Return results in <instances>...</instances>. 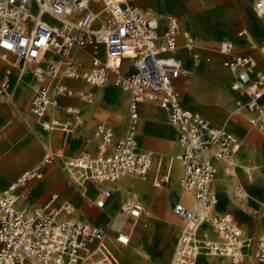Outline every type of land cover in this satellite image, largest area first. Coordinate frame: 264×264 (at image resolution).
<instances>
[{
	"label": "built area",
	"instance_id": "obj_1",
	"mask_svg": "<svg viewBox=\"0 0 264 264\" xmlns=\"http://www.w3.org/2000/svg\"><path fill=\"white\" fill-rule=\"evenodd\" d=\"M252 10L264 14V0H249ZM103 15V19H99ZM161 18L136 3V0H0V59L7 67L32 62L39 78L29 103L30 112L43 130H69L77 121L80 109L66 106L72 120L46 121L45 110L58 107V97L74 96L90 103L92 93L73 89L56 77L84 79L90 84L112 83L129 92L127 127L113 140V130L100 123L93 136L100 140L95 155L82 152L63 156L59 150L46 152L29 171L0 190V264H117L118 256L108 241V232L93 222L76 219L74 204L51 193L47 202L36 206H17L16 189L25 181L40 179L42 167L55 159L64 160L63 168L78 174L81 180H117L147 178L154 163L153 151L139 147V102L156 101L167 111L171 125L177 129L179 151L174 154L182 166L180 183L191 195L189 203L177 201L173 214L181 218V230L174 245L170 264H195L199 254L225 256L231 264H240L247 247L246 238L232 215L213 211L216 197L211 192L214 162H225V172L235 169L238 138L227 128L211 125L200 113L187 109L180 100L175 79L189 71L176 55L179 35L183 47L195 48L193 37L180 32L174 16ZM89 49V66L79 69L70 58L71 50ZM53 51L58 61L37 65L44 51ZM217 51L225 56L222 65L232 73L231 88L245 96L244 105L254 115L252 125L264 127V65L256 70L249 55L234 51L230 39L224 38ZM13 55V58L9 56ZM194 62L199 55L194 53ZM86 56V55H85ZM125 60L128 63L125 64ZM14 89L9 79L0 80V97L8 99ZM160 166V163L158 162ZM168 169L156 175L153 184L169 180ZM237 196H243L240 189ZM109 191L102 188L95 206L101 208ZM121 210L137 219L142 206L134 198L123 202ZM214 235L210 236L209 229ZM129 234L117 231L116 247L127 244ZM256 257L264 261V234L257 239Z\"/></svg>",
	"mask_w": 264,
	"mask_h": 264
},
{
	"label": "rangeland",
	"instance_id": "obj_2",
	"mask_svg": "<svg viewBox=\"0 0 264 264\" xmlns=\"http://www.w3.org/2000/svg\"><path fill=\"white\" fill-rule=\"evenodd\" d=\"M138 1L143 2L145 0H137L136 1L137 4H140V3H138ZM238 1H241V4L237 3V5H235L236 1L231 0L232 5L231 6L228 5V7H227V5H225L224 2L222 3V0H195V1L190 0L187 5L189 6V8L192 12H195L198 14L200 24H202L203 20H205L206 17L209 15H213V17L216 18L217 20H219L221 22V24H224V22L226 23L227 19L228 20H230V19L236 20L237 19V24H241L242 22L241 21L239 22V20H240L239 17L241 16L243 18H246L247 20H249V22H251L252 25L250 27H246L247 30H246L245 37L246 36L250 37V38H247V41L249 44L251 42L250 39H252L256 44H258L257 41L253 37V34H254L253 32L255 31V33H259V28H260L259 24L261 21L259 20V18L256 17L255 12L252 9H250L249 7H247L248 6L247 5L248 0H237V2ZM142 6H144V5L142 4ZM244 6L247 8V10L250 11V15L244 16V15H241V13H240L234 17L231 14L232 12L239 13L241 11L239 8H244ZM155 11L157 12V14L161 13L163 15H166L169 12H171L172 10L170 8H169V10H165L164 8L160 7V8L155 9ZM173 12H176V11L174 10ZM176 13H177V18L179 20V28L181 30H186L187 32L194 35L193 37L195 38V40L198 43L200 36L197 35L192 29L187 27L188 18L182 17L180 19L182 13H178V12H176ZM251 28H254L253 31ZM239 29H241L240 26L238 27L237 30H239ZM232 34H229L228 36H231ZM222 38H218L214 41L207 39V42L205 43L204 42L205 38L203 35H201V42H199V43H201L202 46H204V47H210V48L206 49L207 50L206 52L209 55H211V57L207 61L203 58L199 62H197V64H196L194 62V57L189 54L188 58L190 60L189 62L191 63V65L196 64V66H197V65L202 64V63H207V62L215 63L216 62L217 64H219L220 66L225 68L226 66L222 65V59L224 56L219 54L215 50V49H217L216 47L219 44V42L222 40ZM242 39H244V36L240 40H242ZM235 41H237V40H235ZM262 42L263 41H261L260 44L257 45L258 46V54L255 56L258 59V62H256V65L258 66L257 67L258 70L264 64V53H263L264 49L263 48L261 49V45L263 44ZM237 44H238V42H237ZM83 49H88V47H85ZM49 51H51V50H49ZM80 51L78 50V52H80ZM51 54H54V52L51 51ZM215 54L219 55V56L217 57ZM9 56H11L10 53H9ZM47 62H48V60H46L44 62L43 59H41L37 63V65L45 66L47 64ZM3 65H4V62H2L0 60L1 71H2ZM191 65H189V66L185 65V66H187L188 69L191 70ZM88 66H89V62H87V61H86V63H84L82 65L78 64L79 69H86ZM32 67H33L32 62L29 60H26L24 63H21L20 66H18L16 68V70H18V71H16L17 73L21 74L22 77H24V78H29V80L31 82V84L29 86L30 90L28 92V95H27V98H26V101L24 102V104L22 106L20 105V103L15 104V107L17 108L18 119L16 122L13 123V125H14L13 128L16 126H18V127L22 126V127H25L24 130L26 129L25 130V132L27 133L26 137L22 140V142L20 141L14 146L15 149H18L20 147L21 151L22 150L24 151L25 154L21 158H24V157H26V158L29 157L30 159L32 158L31 164L29 165L28 168H25V169H29L35 162L40 161L42 155L45 154L46 150L52 151L56 147L60 146L59 140L63 134V132L59 131V130H46V131L41 130V128L38 126V124H36L34 116L32 114H30V112H29V106L28 105L30 102V98L34 92V87L36 86V81L34 78V72L32 70ZM22 68L24 69V71ZM189 76H190V73H189V75L183 77L182 80L188 79ZM58 80H59V77H56V81H58ZM62 80L67 82V83H70V84L72 82H75V80L66 79L64 77H62V79H60V81H62ZM229 81H228V83L230 84ZM81 82H82V80H81ZM181 84H182V81H181ZM92 86H94V85H92ZM100 86L103 89V92L99 96L103 95L105 89H110V88H113L114 90L118 89L119 94L121 92L119 87L113 86V85L106 83V82H104ZM12 88H13V86H12ZM88 90H90L92 92V89H88ZM230 91H231V89H230ZM194 94H195L194 92L188 91L187 88H184V84H183V86L181 87V90H180L181 102L188 101L190 98L194 97ZM66 97H67L66 95L60 96L61 99L66 98ZM98 97H95L93 103L91 104L93 110H88L87 105H85L83 102H79L78 100L74 99L75 102L77 104H79L82 108L81 114L79 115V118L77 120V123H79L81 131L86 130V128L91 124L90 123L92 120L91 113L94 114V112H95V108L97 106V104H96L97 100L96 99ZM118 98H117V102H116V105L114 108L115 114H114L113 120L115 122L114 128L116 130H122L123 128L117 129L116 126L118 125V122H117L118 115H120L119 109L122 110L121 112H123V116L125 117V108L127 106V103H126L127 95L125 97L124 102L122 103L123 104L122 106H121ZM99 99H104V97H101ZM195 100L200 102L206 109L217 107V108H221L223 110H226V114L224 116H220L217 113H213V115H212L213 117L223 119V123H216V122L212 121V119H210L209 117H208V119H210L211 124H213V125H220L222 127L226 126V127L230 128L231 130H233L236 137H238V141L240 144H239V149L235 154L236 155L235 172L239 173L241 181H245L247 179V177H249L250 175H252V176L255 175V172L250 168L251 165H254L255 162H260L263 165V169H264V136H262L264 133V128H262L261 126H253L250 123L249 118H248L249 114L246 110L245 105L243 104V102L245 100L244 101L239 100V99L237 100V98L234 97L232 101L226 100V104L222 105V104H219L218 101H216V99L214 97H210L209 94L204 92V91L202 92V95L195 97ZM261 100L264 103V94L262 95ZM145 102L146 101H144V103ZM236 102H238V104H236ZM13 104H14V102H13ZM13 104H11V105H13ZM153 104L158 106V104L155 102ZM120 106H121V108H120ZM55 114L56 115L58 114L59 117H61L63 115H67V113L65 112L64 109L63 110L58 109L57 111H55ZM145 116L147 117L149 115L145 114ZM141 117L143 119V114H141ZM5 119H6L5 115L0 110V120H5ZM12 119L14 120V118H12ZM12 119H10V120L12 121ZM146 121H150V119L147 118ZM98 123H100V120H96L95 124L92 126L91 130L87 134H85L86 138H88L90 140L89 146L91 147L90 151H92V152L95 151V141L93 140V131L95 129V126ZM125 123L126 122L124 121V125H125ZM7 124L8 123H6V122L3 123L2 126H0V131H2V130L5 131L4 127L8 126ZM164 124L167 126H170L168 122H166ZM162 130H164V129L161 126L157 125V126H154L152 129H150L148 132L145 131V133H143V134L138 133V137L140 139V141H139L140 146L151 147L148 145H143L141 143V142H143L144 144H149L148 143V141H149V142H153V143H155V142L158 143L159 145H157V148H163L168 143L167 140H170L171 137L173 138V143H174L172 145L173 149H171L170 151H168L167 148L164 150L156 149L157 154H161L163 157L164 163L161 167V171H164L166 164L170 160L168 156L169 155L172 156L174 154L177 146H176L175 131L172 134V133H169L168 131L163 132ZM7 134H8V132L5 131L3 136H7ZM72 134H74V133L69 132L68 136L72 135ZM40 136L43 139L47 140L46 145L44 142L40 141V139H39ZM4 141H5V138H3V139L1 138L0 143H2ZM68 141L69 142H67L65 151H67V148L70 151H72L75 148V144H73V141L71 138ZM48 143L51 145H49ZM72 145L74 147H72ZM252 145H255V148H258V154H260L258 160L253 158V156L251 154ZM88 149H90V148H88ZM11 150L13 151V149H11ZM65 154H66V156H71L73 153L72 154L71 153H65ZM5 156H3L0 159V161H2L5 158ZM63 162H64V160L55 161L52 163H48L47 165H44L45 171H47V169H50V168L52 169L53 166H56V168H57L56 175L58 178L54 182H51V184L50 183L47 184V187L44 190L45 194L43 195V197L39 198L40 200H35V201H33V203H30L31 206H34V205L36 206L40 202H43L44 200H46L48 197L47 195L50 192H52V191L58 192L59 191V193H60V191L63 188H65V186L68 182L64 176L65 174H64V170H63ZM244 166H246V167H244ZM25 169H23V170H25ZM180 176H181V171H180ZM15 177L11 178V180H13ZM37 180L38 179H36V178L30 179L29 181H27L26 185L21 186L17 189L16 194H17V192L22 191V194L24 195V197L27 198V200L29 202V199L31 200L30 195L33 194L32 193L33 187L37 185V183H36ZM131 180H133L136 183L140 182V183L145 184L147 186V188L149 189V191L147 192V194H141L139 192L137 193L136 191H131V192L127 193V195L122 198V202L126 199V197L134 196L143 205L144 210L148 213L149 216L152 217L153 213H154V215H156V213H159L160 215L165 216L168 213V216L172 217L171 223L168 226L169 235H172V234L178 232V230H179L178 228H179V225L181 227L182 220L178 216L174 215L171 211V207L174 204V202L177 200V198L175 196L174 197L168 196V193L166 192L167 183H165L160 188L159 187L155 188L152 185L150 180H145V179L139 178V177L131 178ZM9 182H11V181L1 182L0 188L3 186H6L7 184H9ZM94 183H95L94 181L88 180V179L85 181L86 188L92 189V193L90 194V196H92V202L91 201L88 203L84 202V204L80 205L79 197L76 194L72 193V188L74 187V185L71 186V188L67 189V191H65V193H63V194L60 193L59 196L62 197L61 200H63V199L65 200L66 198H68V199H70V200L72 199L74 201L73 202L74 207H75V209H74L75 216L74 217L76 219H79V220L87 219L88 221L95 222V223L101 225L102 227H105V229H107V231H109V234L112 236V235H114V233L116 231L113 230V228H111L109 226L108 219H106L104 217V213H102V209H99V208L94 206L93 199H95L96 197L99 196L98 191H97V189L99 187L105 186L106 188H108L106 186V184L107 183H113V181H111V182L102 181L101 183H97V184L96 183L94 184ZM241 185H243V183H241L239 181H237L235 183V187L236 186L241 187ZM258 190H259V192L257 194L249 196V201L245 200V199H247L248 194L246 196L243 195L240 197V196L236 195V193H235V191H233V189L231 190L232 191V197L236 198L240 201L242 200L241 202L244 203L243 207H241L239 205H236L235 207L231 206L229 199L226 198L222 194V192L219 191L217 188H214L213 184H212V190H211L213 195L218 199L217 204L215 203V205L213 207V211L219 212V213L230 212L232 214L235 222L237 223L238 227L241 228V232H242L243 237L248 238V236H250L251 234L254 236V238H253L254 245H255L254 249H257L256 243H257L258 237L262 233H264V186ZM109 191L111 194L110 189H109ZM162 191H163V194H161L159 196L158 192L161 193ZM74 197H76V200H78V202L75 200ZM25 200L23 199V201H25ZM165 200L167 203H165ZM23 201H22V197L18 196L17 203L19 206L22 205ZM158 202H161V205ZM89 203H90V207L87 206V204H89ZM80 210L82 213L79 212ZM92 211H94L96 214L97 213L101 214V216L103 215V218L102 219L99 218L97 220H94L96 214L93 213ZM147 219H149V217L146 216L145 214H143L141 217H139V221H137L138 225L135 227L133 235H132V237L134 239L128 245H124L123 247H121V249L133 251L135 254V258L137 259L136 261L140 262V264H156L155 260L158 258L159 254L161 252L160 248L157 246V244L159 242L158 239L151 238V244L150 245L145 244L146 247L148 248V251L141 249V248H138L139 249L138 250L136 248L137 245L139 244L140 236H141V233L143 231H144V233H143V236H144V234L149 230H151L150 231L151 234L153 232H157L159 230L158 223L156 224V222H154L153 219H150V222L144 226V223L146 222ZM247 222L250 224V228L247 227V225H246ZM129 227L130 226L127 225V226L123 227L122 229H128ZM114 228H116V227H114ZM117 228H116V230H117ZM142 239H143V237H142ZM142 242H143V240H142ZM121 249H119V250H121ZM173 252H174V249L173 250L167 249V258H166L165 264H169L168 262L170 260V257H172ZM209 258H212V257H209ZM217 258H221V261L225 262V264H230L226 257H217ZM245 258L241 261V264H247L245 261ZM250 263L251 264L252 263L253 264H264V262L257 260L255 257L253 258V262L250 261Z\"/></svg>",
	"mask_w": 264,
	"mask_h": 264
},
{
	"label": "crops",
	"instance_id": "obj_3",
	"mask_svg": "<svg viewBox=\"0 0 264 264\" xmlns=\"http://www.w3.org/2000/svg\"><path fill=\"white\" fill-rule=\"evenodd\" d=\"M175 1L179 5H182L183 6L182 7L183 9H179L178 8V11L179 12H182L183 11V13L181 14L180 19L182 17H187L188 18L187 27H189L190 29H192L197 35L200 36L199 42H201V35L204 36V38L206 40V41L204 40L205 43L207 42V39L208 40H211V41H214V40H216L218 38H222V37H223L222 40L224 38H228V39H230L232 41L233 46H234V51L236 53H238L240 55H243V54L244 55H249L250 57H252L254 59L255 64H256V62H258V59L255 56L258 54V46L257 45L260 44L261 41H263L262 43L264 44V23L260 22V24H259V27H260L259 28V33H255V31L253 32L254 33L253 34V37H254V39L258 43L256 46H253L252 44H249L248 41H247V38H245L246 30H247L246 27H250L252 25L251 22H249V20H247L246 18H243L241 16L239 17V19H240L239 22L240 21L242 22L241 24H237V19L236 20H233V19L228 20L227 19V22L226 23L224 22V24H221V22L219 20H217L216 18H214L213 15H209V16L206 17L205 20H203L202 24H200V20L198 18V14L195 13V12H192L190 10L189 6L187 5L190 0H175ZM191 1H195V0H191ZM235 1H236L235 2V5H237L238 2H237V0H235ZM223 2L225 3V5H227V7H228V5L229 6L232 5L231 0H222V3ZM138 5H140V4H138ZM247 5H248L247 7H249L250 9H252L251 6H250L249 0H248V4ZM140 6H142V5H140ZM239 9L241 10L242 8H239ZM241 11H243V10H241ZM241 11L239 13L232 12L231 14L235 17V16H237V14H240ZM149 12H153V13H156L157 14V12L155 10H152V9ZM169 13H172V12H169ZM157 15L161 18L160 23L162 24L164 22V18L167 17V16H169V15H172V14L163 15V16L161 14H157ZM172 16H174V15H172ZM176 17H177V15H176ZM177 23H178V29L180 30L181 33L182 32H187L186 30H181L179 28V20H177ZM239 26H240L241 29L237 30ZM251 29L253 31L254 28H251ZM187 33H189V32H187ZM189 34L192 37L194 36L191 33H189ZM229 34H232L231 35L232 37L231 36H228ZM243 36H244V39L240 40ZM193 39L195 41V48L192 49V50H190V49L187 50L186 48L183 47V39H182V36L179 35V37H178L177 50H176L175 53H176V55L178 57H180L182 59L183 66H185V65H187V66L191 65V63L189 62L190 60L188 58L189 54L194 57L193 54L194 53H197L199 55V61L201 59H203V58L207 61L211 57V55H209L206 52L207 51L206 49L207 48H210V47H204V46H202L201 43H199V42L197 43V41L195 40L194 37H193ZM235 40H237V41H235ZM237 42H238V44H237ZM215 50L217 51V49H215ZM81 52L84 53L87 56V58H88L87 59V62H89V56H88L89 55V49H82ZM219 54H221V53H219ZM221 55H223V54H221ZM216 56L218 57L219 55H216ZM10 57L13 58V55L11 54ZM224 58H225V56L223 57L222 61L224 60ZM1 61L4 62L3 60H1ZM126 63H128V60H125V64ZM196 64H194V65L192 64L191 65V70H189L188 67L185 66V68L190 73V76H189L188 79L182 80V78L185 77V76H181V77H178V78L175 79V84H177V87L179 89V95H180V90H181V87L183 86V84H184V88H187L188 91H191V92H194L195 93L194 94V97L190 98L188 101H184L185 103L184 102H182V103H183V105L187 109H189V110L191 109L193 111H196V112L200 113L202 116L205 117V119H207L209 121H210V119H212V121H214L216 123H223V119L213 117L212 115H213V113H217L220 116H224L226 114V110H223V109L217 108V107L206 109L200 102H198V101L195 100V97L202 95V92L204 91V92L208 93L210 97H214L216 99V101H218L219 104H222L223 105V104H226V100L232 101L234 97H236L237 100L239 99V100H243L244 101L245 100V96L243 97V96L239 95L237 92H235L234 90H232V88L230 86L231 85V80H232V73H231L230 69L227 66H226L227 68L226 67L224 68V67L220 66L219 64H217L216 62L215 63H212V62L202 63V64H199L197 66H196ZM6 67H7V65L4 62V65L2 67V71L3 72L0 69V80H2L3 78L9 79L10 82H11V84H12V86H13V88H14V82L16 81V78L15 77L18 76V75H20V74L16 72V71H18V70H16V68H17L16 66L9 65V71L10 72H8V73L5 71V68ZM257 67L258 66L256 65V69H258ZM189 73L187 75H189ZM60 79H62V78L59 77V80L58 81L61 82L62 84L63 83L66 84L68 87H71L73 89H80V90L83 89V88H80L79 87V83L81 82L82 79L81 80H78V79L66 78V79H70V80H75V82H72L71 84L70 83H67V82H65L63 80L60 81ZM112 80H113V75H110V77L106 81V83H109V84L113 85ZM53 81H54V82H52L53 84L55 82H58V81H56V78ZM181 81H182V84H181ZM228 81L230 82V84L228 83ZM116 87H118V86H116ZM34 89H35V87H34ZM230 89H231V91H230ZM84 90L91 92L88 89H84ZM127 95H128L127 96V99H126L127 106L125 108V122L126 123H125L124 128L122 130H116L114 128V123L115 122L113 120L114 114H115L114 113L115 112L114 108H115V105H116V102H117V98L119 97V90L118 89L117 90H114L113 88H110V89H105L103 95L99 96L96 99L97 100V103H96L97 106L95 108L94 114L91 113V117H92V120L90 122L91 124L84 131H81L80 130V126H79V123H77V121H73L72 120V115L69 112L66 111V108L65 107L68 106V105L77 106L80 109V114H81V109L82 108H81V106L79 104H77L75 102L74 99L78 100L79 102H83L85 105L89 106L94 101V98H95L94 97V94L92 93V101L90 103H86V102H84V101H82L79 98L74 97V96H67L66 95L67 97L66 98H63V99H61L60 96H59L58 99H57V101H58V107H54V106H52V107L53 108H56V111L58 109H61V110L64 109L65 112L67 113V115H63V116L59 117L58 115L55 114V111H52V113L54 114L53 115L54 118H56L57 120H60L62 122L66 121V120L67 121L68 120H70V121L72 120V122L74 123V125L69 130H66V129L62 130V129H59V128H52L51 130H59V131H62L63 134H62V136L60 137V140H59L60 146L56 147L52 151L46 150V152H53V151L59 150V151L62 152L63 156H65V157H67L65 153H71V154L73 153L71 156L81 154L82 152L89 153L90 155H95L96 152H97V147H98V144H99L100 140H98L96 137L93 136V140L95 141V151L92 152V151H90L91 150V147L89 146L90 140L88 138H86L85 134H87L91 130V128L95 124V121L96 120H100V123H106L109 126H111V128L113 130V140L115 141L116 139H118V137L125 132L126 127H127V124H128V122H127V110H128L129 92H127ZM101 97H104V99H99ZM30 100H31V98H30ZM144 101H146V102L144 103ZM144 101L139 102L140 103L139 104V116H140L139 121L140 122H139L138 130H137L138 144H139V141H140V139L138 137V133H141V134L145 133V129L144 128L146 127V125H148L150 127H154V126L159 125V126H161L164 129V130H162L163 132L164 131H166V132L168 131L169 133H172V134L175 131V138H176L177 137V129H176V127L174 125H171L170 124V122L168 120V117H167V111L164 108H162L159 105V103H157L154 100L153 101L144 100ZM13 102H14V104H13ZM154 102L157 103L159 107L156 106L155 104H153ZM16 103H20V105H23L24 104L20 100L10 101V99H4V98H1L0 97V110H1V112L6 117L5 120H0V126H2V124L5 123V122L8 123L7 124L8 126L4 127L5 128L4 130L7 131L8 134H7V136H4L5 137V141L2 142V143H0V159L3 156L6 155L5 158L2 161H0V183L1 182H5V181H14L15 178L19 175V173L23 169L29 167V165L31 164V161H32L31 160L32 158L30 159L29 157L28 158H26V157L21 158L22 156H24L25 153H24L23 150L21 151L20 147L18 149H15L14 148V146L18 142H20V141L22 142V140L27 135V133L25 132L26 129L24 130L25 127H22V126H19L18 127V126H16V127L13 128V126H14L13 123L16 122L17 119H18L17 109L15 107V104ZM11 104H13V105H11ZM236 104H238V102H236ZM147 105H149V111H146V112L149 113V116L146 117L145 116V110H146V106ZM29 112H30V109H29ZM247 112L249 114V117L251 115H254V112H249L248 110H247ZM30 114H32V113L30 112ZM141 114H143V119L141 117ZM208 117L210 119H208ZM12 118H14V120ZM34 118H35L36 124H38V126L41 128V125L39 124V120L35 116H34ZM147 118H149L150 121H146ZM10 119H12V121H9ZM44 119H45V115H44ZM166 122H168L170 126L165 125L164 123H166ZM100 123H98V124H100ZM210 123H211V121H210ZM211 125H213V124H211ZM96 126H95V128H96ZM213 126L222 127L220 125H213ZM253 126H259V125H253ZM225 128L227 129L228 127L225 126ZM228 129L235 135V133L233 132V130H231L230 128H228ZM41 130H43V129L41 128ZM46 130H50V129H46ZM46 130H43V131H46ZM69 132H73L74 134L68 136ZM262 136H264V133H263ZM235 137H236V135H235ZM70 138L72 139L73 144H75V148L72 151H70L67 148V151H65L67 142H69L68 140ZM167 141H168V143L163 148H157V145H159V144L156 143V142L153 143V142H149L148 141L149 144H144L143 142H141L143 145H148V146H151V147H142L139 144V147L140 148H142V149H150V150L153 151V154H154L153 155V157H154V163H153V166L151 167V169L148 171V174H147L148 177L145 178V180H150L151 183H152V185L155 188L156 187H159L160 188L165 183H168L169 182L170 176H169V180L166 181V182H163L161 185H156L155 186L153 184V180H154V178H155L156 175H162L163 173L166 172L167 169H168V174H169V166L173 162V158H174V160H177L173 155L176 152H178L179 149H180L179 144L177 142V138H176V146H177L176 151L174 152V154L172 156L171 155L168 156L170 160L166 164V167L164 168V171H161V167H162V165L164 163L163 162V157H162L161 154H157L156 149H158V150H164V149L167 148L168 151H170L171 149H173V147H172V145L174 144L173 143V138L171 137V139L170 140H167ZM72 147H74V146L72 145ZM88 148H90V149H88ZM11 149H13V151ZM55 161H62V160L61 159H55L53 162H55ZM158 162L160 163V166L158 165ZM235 164H236V155H235ZM216 165L217 166H219V165L221 166L222 164L218 162ZM44 167H42V175H44V173H46L45 169H43ZM48 170L51 171V168L50 169H47V171ZM181 173H182V166H181ZM13 177H15V178L13 180H11V178H13ZM132 178H134V177H132ZM123 179L124 180H128V179H131V178H123ZM123 179L121 178V180H123ZM88 180H91V179H88ZM92 181H95V180H92ZM109 182H111V181H109ZM10 183L11 182H9V184ZM9 184H7V185H9ZM6 186L1 187L0 190L3 189V188H5ZM36 187H37V185L33 187V192H32L33 194L30 195L31 196V200L29 199V202L26 205L28 207H32L30 205V203H33V201L40 200L39 198L43 197V195L45 194L44 190L47 187V185L45 184V187L42 190H38V191L35 189ZM66 187H67V184H66L65 188ZM65 188H63L60 191V193H62L65 190ZM102 188H106V187L103 186ZM241 188L243 189V185H241ZM17 189H16V191H17ZM100 190L101 189L97 190L98 191V194H99V191ZM163 191L161 193L158 192L159 196L161 194H163ZM51 193H56L57 196L60 195L59 191L58 192L57 191H52V192H50L47 195L48 196L47 199L44 200L43 202H40L39 204H42V203L47 202L48 199L50 198ZM59 198L62 199L61 196H59ZM74 198L76 200V197H74ZM95 199H93V201H94L93 204L95 203ZM134 199H136V198H134ZM76 201L78 202V200H76ZM90 201L92 202V196H88L85 199L84 202L88 203ZM137 201H139V200H137ZM177 201H183V202L189 203L191 201V195H190L189 200L188 199L186 200L184 198L183 199L177 198V200L175 202H177ZM71 202L73 203L74 201L71 199ZM158 203L161 205V202H158ZM165 203H167L166 200H165ZM87 205L90 207V203L87 204ZM141 206H142V210H141V214H140L139 217H141L143 214H145L146 216L149 217V219H147L146 222L144 223V226L147 223L150 222V219H153V221L156 222V224L158 223V225H159V230L157 232H153L151 238L158 239V241H159L158 243L159 244L164 245V247H166L168 250H170V249L173 250L175 248L174 245H175L176 237H177V235H178V233L180 231L179 232H176V233H174L172 235H169L168 226L171 223L172 217L168 216V213L165 216L164 215H160L159 213H156V215H154V213H153V216L151 217L144 210L142 204H141ZM171 209H172V207H171ZM92 212L95 213L94 211H92ZM172 213H173V211H172ZM217 213H219V212H217ZM229 213L230 212H225V213H220V214H229ZM96 216H97V214H96ZM139 217L137 219H135V221L133 223V226H132V229H131V232L128 233L129 234V241H128V243L127 244H123V245L118 246V247H116V245H115L114 236H115V234H116L117 231H120L119 228H117V230H116V228H113V230H115L116 232L114 233V235L111 236L109 234V231H107V229H105V227H103L108 232V235H109L108 241H110L109 244H110V246L113 249H115L116 253H117V251L119 249H121V247H123L124 245H128L134 239L132 237V235H133V232H134L135 227L138 225L137 224V221H139ZM84 220H87V219H84ZM84 220H81V221H84ZM90 222H92V221H90ZM93 223H95V222H93ZM95 224H97V223H95ZM97 225H99V224H97ZM205 228H208V227H205ZM208 229H209L210 236L214 235V233L212 232V230L210 228H208ZM143 233H144V231L141 233L140 241H139V244L137 245L136 248L137 249L138 248H141V249H144V250L148 251V248L142 242ZM262 234H264V233H262ZM246 250H247V247L245 248V253H246ZM245 256H246V254H244L243 259L245 258ZM209 257H212V258H209ZM217 257H224V256H213V255L212 256H206L205 254H202L201 253V254H199L197 256L196 263L195 264H220L221 258H217ZM170 258L172 259V257H170ZM228 262H229V259H228ZM249 262L250 261H248L246 263L247 264H251ZM240 264H241V262H240Z\"/></svg>",
	"mask_w": 264,
	"mask_h": 264
},
{
	"label": "bare ground",
	"instance_id": "obj_4",
	"mask_svg": "<svg viewBox=\"0 0 264 264\" xmlns=\"http://www.w3.org/2000/svg\"><path fill=\"white\" fill-rule=\"evenodd\" d=\"M138 3H140L141 5L143 4L144 9L150 11L155 10L157 8H164L165 10H169V8L172 10L171 12H173L174 10L178 13H183L178 11L179 9H183L182 5H179L175 0H145V1H138ZM245 3V2H244ZM238 4H241V1H238ZM243 5V4H242ZM239 7V6H238ZM241 10V15L247 16L250 15V11L247 10V8L244 6V8H242ZM254 11V10H253ZM173 12V13H169L172 14L176 17L177 13ZM255 12V11H254ZM161 14V13H160ZM166 14V15H169ZM176 14V15H175ZM256 17L259 18V20L264 23V14L259 15L255 12ZM163 16V14H161ZM103 15H100L99 19H103ZM177 19V17H176ZM178 20V19H177ZM185 21V20H184ZM245 38H250V37H245ZM251 42L250 44H252L253 46H256L257 44L250 39ZM264 49V45H261V49ZM264 53V50H263ZM70 58H72L75 62H77L78 64L82 65L84 63H86L87 61V56H85L84 53H82L81 51L78 52V50H71L70 52ZM41 59H43V61L45 62L46 60L48 61H52V62H57L58 61V57L56 55V53L51 54V51H44V53L41 55ZM28 66V65H27ZM23 69V68H22ZM258 70V69H256ZM22 71V70H21ZM24 71V69H23ZM7 74V73H6ZM16 81L14 82V91L13 94H11L9 96L8 99H10V101H15V100H20L24 103V101H26V97L28 95V92L30 90L29 86L31 84L29 78H24L22 77V75H18L15 77ZM35 81H36V86L39 84V78L37 76L34 75ZM54 82L53 80H49V82ZM104 83V82H103ZM103 83H99L98 85H94L88 83L87 81H85L84 79H82V82L79 84L80 88L83 89H92V92L94 94V97H98L100 94H102L103 89L101 88V84ZM53 84V83H52ZM120 94H119V102L121 104V106L123 105L122 103L125 100V97L127 95V92L122 90L120 88ZM128 96V95H127ZM2 98V97H1ZM9 101V100H8ZM19 102V101H18ZM22 106V105H21ZM120 106V108H121ZM88 110H92V106L89 105L87 106ZM17 109V108H16ZM52 111H56V108H53L52 106H49L46 110H45V120L46 121H51V120H55L56 118H54V114L52 113ZM122 110L119 109V113L120 115H118V125L116 126L117 129H122L124 128V121H125V117L123 116V112H121ZM149 111V106H146V110H145V114L149 115L148 112ZM58 115V114H57ZM11 121V120H9ZM60 121V120H59ZM153 127H150L148 125H146V127L144 128L146 132H148L150 129H152ZM51 130V129H50ZM5 131H0V140L1 138H5L4 135ZM35 134V133H34ZM43 136V135H42ZM40 141L44 142L46 145V139H43L41 136L39 137ZM51 139V138H50ZM49 140V139H48ZM142 140V139H141ZM49 144V143H48ZM51 145V144H49ZM48 145V146H49ZM48 149V148H47ZM251 154L253 156V158H255L256 160H258L259 155L258 154V148H255V145H252L251 148ZM174 156V155H173ZM175 157V156H174ZM221 163L222 165L217 166V163ZM235 162V160H234ZM225 162L217 160L214 162V173H215V178L213 179V187L217 188L219 191L222 192V194L229 199V202L231 204V206H236L239 205L241 207L244 206V203H242L240 200L233 198L232 197V189L233 191H235L236 195L238 193H240V189L243 191L244 195L246 196L248 194L247 199H245L246 201H249V196L257 194L259 192L258 189L262 188L264 186V169H263V165L260 162H255L254 165H251V169L255 172V175H250L249 177H247V179L245 181H241L239 173L235 172V170H233L231 173H226L225 172ZM246 167V166H244ZM45 168V167H44ZM43 168V169H44ZM248 169V168H247ZM56 166H53L51 171H46V173H44V175H42L40 177V179H38L36 181L37 183V187L35 188L37 191L38 190H42L45 187V184L47 185L48 183L51 184V182H54L58 177L56 175ZM64 170V168H63ZM29 171V169H26L24 171H22L16 178L14 181L16 180H23V175H25V173ZM180 171H181V165L177 160H174L173 158V162L170 164L169 166V175H170V180L167 183V187H166V192L168 193L169 197H176V198H181V199H188L190 198V194L189 192H186L184 190V188L182 187L181 183H180ZM65 174V175H64ZM64 176L65 179H67V187L65 188V190L62 192L65 193V191H67V189L71 188V186L74 185V187L72 188V193L76 194L79 199H80V205L84 204L85 199L90 196V194L92 193V189H88L86 188L85 185V180H81L80 177H78V174H75L74 172H68L66 169L64 170ZM62 175V176H63ZM182 176V175H181ZM123 179V178H122ZM104 181H113V183H107L106 186L111 190V194L109 191V196L105 199V202L103 204V206L99 209H102V213H104V217L106 219H108V224L111 228L114 227H118L120 229V231H125L127 233L131 232L133 223L135 221V219L133 217H131L129 214H127L126 212H123L121 210V206L123 204L124 201L130 199V198H136L134 196H128L126 197V199L122 202V198L124 196L127 195V193L131 192V191H136L137 193H141V194H147V192L149 191V189L147 188V186L143 183H136L131 179L128 180H121L117 179V180H104ZM239 181L241 183H243V189L240 186H236L235 187V183ZM13 182V181H11ZM96 184L97 183H101L100 181H94ZM27 181H25L23 184H21V186L26 185ZM94 183V184H95ZM20 186V187H21ZM49 187V186H48ZM103 186L99 187L97 190L102 189ZM18 196L22 197V201L23 199L25 201L22 202V205L19 206L18 203L17 206L20 208H24L27 204H28V200L26 197H24V195L21 192H17L16 197H17V201H18ZM231 198V199H230ZM68 199V198H66ZM137 199V198H136ZM227 199V200H228ZM70 200V199H68ZM96 200V199H95ZM21 201V200H20ZM71 201V200H70ZM218 202V199L216 198V204ZM96 205V204H94ZM88 206V205H87ZM97 207V206H95ZM80 213L81 210L79 211ZM88 217V216H87ZM102 219L103 215L101 216V214L97 213V216L94 218V220L97 219ZM130 226L128 229H122L125 226ZM247 227L250 228V224L247 222ZM178 232L180 231V226L178 228ZM151 230L147 231L144 236H143V243L144 244H151ZM254 236L251 234L250 236H248V238L246 239V245H247V250H246V258L245 261H253V258L255 257L257 260H259L256 257L257 254V250H258V246L257 249H254V240H253ZM157 246L160 248V254L158 256V258L155 260L156 264H165L166 262V258H167V249L166 247H164V245L162 244H157ZM204 254V253H202ZM117 255H118V263L117 264H140V262L136 261L137 259L135 258V254L133 251L131 250H125V249H121L117 251ZM206 255V254H205ZM209 256V255H206ZM225 257V256H224ZM261 261V260H259ZM171 262V258L169 260V263ZM264 262V261H261ZM250 263V262H249ZM220 264H225V262L221 261ZM253 264V263H252Z\"/></svg>",
	"mask_w": 264,
	"mask_h": 264
}]
</instances>
